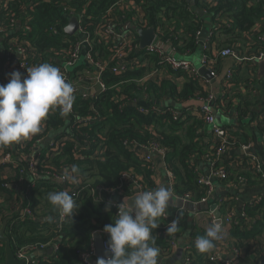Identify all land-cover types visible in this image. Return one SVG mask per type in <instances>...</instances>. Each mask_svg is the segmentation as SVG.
<instances>
[{
	"label": "trees",
	"instance_id": "16d2710c",
	"mask_svg": "<svg viewBox=\"0 0 264 264\" xmlns=\"http://www.w3.org/2000/svg\"><path fill=\"white\" fill-rule=\"evenodd\" d=\"M115 1L0 0V26L7 25L11 32L15 27L10 26L11 19L21 21L22 25L27 21L30 30L22 28L13 38L27 46L33 63L47 62L60 68L61 61L76 41L75 35L71 36L65 31L70 22L69 14L79 16L81 27L97 39L98 35L95 33L105 28L112 18L108 10ZM130 1L140 4L144 10V16L136 23V27H153L160 41L165 45L171 44L179 55L194 54L202 48V54L213 60L214 67L218 69L224 58L219 52L225 47L234 46L241 57L264 52V43L261 40V35L264 34V0ZM198 10L209 16V30L213 33L212 37L207 38L210 49H204L203 42L197 37V32L207 25L206 16H201ZM216 37L221 38L217 41ZM8 39L9 36L5 35L4 42ZM96 51L107 56V60L112 53L103 42H97ZM125 56L129 60L126 71H103L101 79L107 90L95 93L89 99L80 95L74 99L80 114L99 119L95 124L80 128L74 126L73 129L76 136H83L84 133L89 136V152H81L83 149L75 152L74 142L66 141L60 156L53 159V164L44 162V150L39 156L42 160L37 166L38 175H34L22 160L16 166L0 164V225L4 219H8L6 235L10 238L15 255L22 248L37 249L54 242L59 245L55 256L46 259L38 257V263L35 264H84L79 257L80 252L90 248L94 242L93 233H104V226L113 223L118 212L116 205L97 199L98 195L106 197L105 192L108 189L116 192L121 190L123 195H131L133 187L128 180L121 177L124 172L133 173L145 190H152L159 185L157 173L152 168L153 161L146 160L140 150L130 145L131 142L141 147H149L152 141H156L160 147L165 148L167 168L173 173V191L177 195L191 193L193 202L207 196V186L200 182L204 176L198 170V162L206 154L214 157L213 169L226 170L227 177L223 181L236 184L246 181L249 187L264 186V168L262 172L257 170V162L249 151V154H237L243 145L251 143L245 130V121L255 114L253 108L260 101L245 94L243 90L244 83L254 75L255 70H251L255 67L253 62H246L244 68L242 65L238 66L232 79L225 78L226 85L216 99L215 106L219 112L228 114L234 110L238 116V126H223L228 134L227 141L223 143L213 137L205 141L201 135L205 126V112L201 107L192 109L184 105L191 99H206L211 95L200 74L192 76L184 71H169L170 77L157 76L155 81L144 79L152 72L153 66L161 65L158 57L133 46L127 47ZM78 70L79 67L74 68L72 77L77 76ZM5 75L1 74L0 84L6 85L9 82ZM144 96L148 98V102H174L176 105L170 108L177 110L179 117L174 119L170 112L139 113L137 107L142 106L140 101ZM136 102L138 106L134 105ZM260 123L264 124V119ZM44 126L48 131L52 128L65 130L68 124L59 108H55L43 122L42 127ZM39 134L41 133L37 136ZM34 139H29L24 148L19 143H14L4 146L3 149L19 156L24 151H31L30 146ZM223 144L226 147L225 152L217 155V149ZM97 147L103 149L100 158L93 157ZM81 155L85 157L82 158ZM52 165L76 167L78 172L75 175L80 179L77 186H72L80 190L73 196L76 204L73 217H66L62 222L59 211L47 199L49 192L64 190L61 184L46 177L47 172L53 169ZM7 167L10 173L2 175L1 171ZM17 186L22 187L25 192L19 193ZM98 186L104 190L100 192ZM220 202L221 212H228V205L232 206V202L226 199ZM21 206L30 208L31 215L23 218L20 213ZM176 210L179 214L177 232L182 235L189 229V221L185 208ZM244 213L245 217L241 220L233 218L226 229L227 238L223 241L232 243L239 253V260L255 253V264H264V193L258 201L246 204ZM166 223L167 220L162 216L158 219L159 227L153 229L155 246L160 249L159 264H167L175 253L170 244L171 238L164 234ZM205 233L206 229L202 227L190 229V237L186 242L190 249L185 252L182 264H228L220 259H211V255L223 246V242L215 241L214 248L206 253L195 248V239ZM103 237L106 241L109 240L108 234H103ZM5 254L4 244L0 242V264H6Z\"/></svg>",
	"mask_w": 264,
	"mask_h": 264
},
{
	"label": "built area",
	"instance_id": "2783aa9c",
	"mask_svg": "<svg viewBox=\"0 0 264 264\" xmlns=\"http://www.w3.org/2000/svg\"><path fill=\"white\" fill-rule=\"evenodd\" d=\"M204 12V11H203ZM108 13L112 14V18L109 19L108 24L105 28L100 30L99 32L95 33L98 35V38L95 39L91 36L89 32L84 30L81 27V19L79 16L75 15L74 13L69 14V18L76 17L79 20V28L71 34V36H76V41L73 44V46L69 49L68 55L63 58L61 61L60 70L64 73L66 77V81L71 83L75 89L74 96L77 95L82 96L83 98H91L92 95L98 92H104L107 90V86L101 79V75L104 70L109 69L113 73H123L129 68V60L125 56V51L127 50V47L133 46L135 49H142L140 47V42L135 44L136 38L138 34L136 33V30L138 27L132 29L131 24L137 23L138 21L142 20L144 16V10L143 7L130 0H116L115 4L111 6L108 10ZM205 13V12H204ZM18 20L11 19L9 22L10 26H14L18 23ZM21 22V21H20ZM21 29L24 30H30V26L28 25L27 21L21 24ZM136 26V25H135ZM7 25L0 26V41L2 42V45L4 49L7 50L4 52V54L1 56L3 57L5 55V59L2 62L1 61V74L5 73L6 79L9 80V73L19 70L20 72L24 73V75H27V68L32 67L34 65H38L33 63V61L30 59V50L22 43L17 42L16 38H9L8 41L5 43V35L8 36L10 33V29H7ZM15 28V27H14ZM20 29V30H21ZM13 31V30H12ZM19 30H17L18 32ZM5 34V35H4ZM202 31L197 32V37L199 40L201 39ZM213 36V33L209 30L207 33V36L205 37V40L203 41V48L204 49H210V43L209 38ZM208 38V39H207ZM208 40V41H207ZM216 40H220V37H216ZM261 40L264 43V34L261 35ZM96 41V42H95ZM207 41V42H206ZM97 42H103L108 48L111 50V55L109 56V60L104 58L99 52L96 51ZM163 44L158 35L156 36L155 41L148 47L143 48L144 50H147L150 53L155 54L158 59L160 60L159 66L155 65L153 66L152 72H150L144 79H153V77H170L169 71H173L174 73H180L183 71L187 74H191L192 76H198L199 68L195 67L191 61L183 58L178 57L176 55H173L169 53L166 49L162 47L161 44ZM171 45V44H169ZM219 55L226 58V57H236L238 61L242 63L246 62H253L262 60L264 58V52H261L257 55H253L251 57H239L237 50L234 46L232 47H225L220 52ZM255 60V61H254ZM134 61V60H131ZM201 63L205 67H213V60L209 59L204 54L201 55L200 58ZM110 62H113V65H110ZM79 67V70L77 73V76L72 77V71L74 68ZM211 73L215 76V72L211 71ZM228 79H231L233 77V74L229 71L226 75ZM124 96H122V99ZM144 99H148L146 96H144ZM214 99V95H209L208 98L203 99L200 98V100L203 102V111L205 112V122L212 125L213 128V134L216 139V141H221L225 143L227 141V131L223 129V126H221L217 120L216 116L212 111L211 107V101ZM147 102V103H146ZM144 106H138L137 102L134 104L135 106H138L139 113L142 114H148L150 112H156L157 114H164L166 112H170L174 119L179 117V112L173 108L170 107H161L160 105H157L156 103H148L146 101ZM58 109V107H57ZM60 110V109H59ZM65 119L66 123L68 124V127L65 130H56L50 129L49 131H55L56 133L54 139L52 138L46 145V148L42 150H45V154L43 159L45 163H53V159L56 156H60L62 150L64 149V142L71 141L74 142V151L77 152L80 149H83L81 152H89L91 149H89V146L91 142H87V138L89 136L84 133L83 136L77 135L74 133L73 129L74 126L77 127H83L95 124L99 121V119L93 118L91 115L83 116L77 111V108L75 107L74 101L71 106L70 111L66 115H62ZM71 129V130H69ZM49 131L47 130L46 126L42 127L41 134L44 136V134H48ZM67 131V132H66ZM66 132V133H65ZM35 137V136H34ZM76 138V140L74 139ZM42 137L38 139V143L41 142ZM21 148H24L27 143V141H21L18 142ZM130 145H133L135 149L140 150L144 154V158L148 161H153V156L158 153L164 156L165 160V167L164 172L169 178V185L171 186L173 190L174 186V180H173V173L167 168V150L165 148H162L159 146L158 142L152 141L149 144V147H141L140 145L131 142ZM4 146H0L1 148ZM250 145H243L241 148H243L244 151L248 152ZM225 144L221 145L217 149V155H221L225 152ZM31 150V149H30ZM40 150V148H37V150L33 149L30 152H22L19 156L13 155L11 151H5L1 152L0 158L3 159V163L6 164H12L14 166L18 165L20 161L26 163V166L33 172L34 175H38V164L41 162L42 158L39 157L43 154L44 151ZM102 148H96V150L93 153V157L100 158ZM249 154V153H247ZM207 157L210 161L214 163V157L210 156L209 154L204 155ZM253 156V155H252ZM80 157L84 158L85 156L81 155ZM255 161L257 162L256 168L258 171L262 172V165L260 164L257 157L253 156ZM151 161V162H152ZM54 164V163H53ZM53 169L51 171H48L46 174V177L49 179H52L56 183H59L63 186V189L69 188L70 193L74 196L77 192L80 190L77 188H72V186H77L78 184L74 185H67L66 182L63 180V172L65 169L71 170L72 167H66V166H56L52 165ZM152 168L156 171V165L153 161ZM157 172V171H156ZM77 176V175H76ZM79 178V176H77ZM123 179H126L130 182L131 186L133 187V192L129 196H133L136 194L137 191H147L143 188V185L139 182V180L133 175V173L124 172L121 176ZM226 178L227 172L224 168H220L218 170H215L212 168L211 175L209 177H202L200 182L204 183L207 186V196L201 198V200L198 201H192L191 200V193H187L184 195H177L174 193V197L177 200H183L184 202L188 203H201L206 202L209 200L210 196L213 193V178ZM80 180V179H79ZM99 191H103V187L98 186ZM99 192V193H100ZM106 197L99 196L97 199H100L102 201H107L108 203H112L114 205H117L119 202H121L124 197L127 195H123L122 191L119 190L116 192L115 190L108 189L105 192ZM261 198L258 197L255 199L258 201ZM173 206V205H172ZM170 207L166 210L165 215L163 216L167 223L164 227V234L171 238L170 244L172 249L175 251L179 248H181L184 252L188 251L190 249L189 245H185L184 248L182 245L178 242V232L175 233H168L167 227L172 223V221H176L177 224L179 222V214L178 210H174L175 208ZM21 216H27L31 215V210L28 207H22L21 206ZM182 209V208H181ZM59 214V219L62 221L65 220L66 217H63ZM234 214L231 212L229 214H226L221 217V226H222V232L220 235L219 242H223V240L227 237V227L230 226ZM214 221H216V217L213 218ZM213 221V222H214ZM1 226V225H0ZM61 226V223H60ZM102 233V232H100ZM102 234H108L106 232ZM109 235V234H108ZM107 242L104 238V248H107ZM50 248H53V254L51 257L55 256L56 251L59 248V245L57 243L51 242L49 245H42L39 248L35 249L34 247H25L20 249L16 256L18 259H24L25 264H35L38 263L37 259H31L29 256L33 254L35 251H44L49 250ZM233 254L235 258L239 257V253L236 248H233ZM110 255V253L108 254ZM183 255V254H182ZM80 259L84 264H95V261L97 260L96 256V248L94 245V242H92L89 249L80 252L79 255ZM47 258V257H45ZM107 258V256L105 257ZM211 259H220L228 264H232L233 260H226L218 256L216 253L211 255ZM183 263V256L181 259V263Z\"/></svg>",
	"mask_w": 264,
	"mask_h": 264
},
{
	"label": "clouds",
	"instance_id": "9594fccd",
	"mask_svg": "<svg viewBox=\"0 0 264 264\" xmlns=\"http://www.w3.org/2000/svg\"><path fill=\"white\" fill-rule=\"evenodd\" d=\"M9 82L0 84V146L27 141L42 130L50 111L60 109L66 115L75 99L73 85L66 81L57 66L44 62L27 68V75L19 70L8 74ZM76 167L65 169L63 180L67 185L79 184ZM170 185H158L147 191H137L126 196L116 207L113 223L104 226L109 234L106 254L96 264H159L160 249L155 246L153 229L159 227L158 219L165 215L170 204L175 203ZM50 204L63 217H73L76 204L70 189L51 191ZM111 210V205L108 206ZM177 231V222L167 227L168 233ZM222 226L215 221L203 236L195 239V248L206 253L220 239Z\"/></svg>",
	"mask_w": 264,
	"mask_h": 264
},
{
	"label": "crops",
	"instance_id": "0c3cea01",
	"mask_svg": "<svg viewBox=\"0 0 264 264\" xmlns=\"http://www.w3.org/2000/svg\"><path fill=\"white\" fill-rule=\"evenodd\" d=\"M205 16H208L207 13H205ZM209 18V16H208ZM135 23L131 24V28L134 29L136 28ZM21 23L18 22L15 25V28L13 29V31H11L8 36L9 38H13L14 34L17 32V30L21 29ZM206 28H208L209 31V25L207 23ZM139 29V28H138ZM145 29V28H144ZM208 33V32H207ZM139 37V36H138ZM221 38V37H220ZM201 41V39H200ZM203 41H201L202 43ZM136 44V41H135ZM172 51L175 52V50L173 48H171ZM0 52L3 55L4 52H6L7 54V50L4 49L3 45L0 44ZM170 53V52H169ZM173 55H176L178 57H183L189 61H191V63L199 68V73H200V68L204 67L206 71H214L215 72V76L213 81L209 80L204 74L200 73V75L202 76V78L204 79L205 84L208 86L207 88L210 90L211 94H213L215 96L216 92H215V88L218 89V93H219V97L221 95L222 89L224 88L225 84V78L227 73L230 71L232 74H234L236 68L240 65H242L241 67L244 68L246 67V63H242L240 61L237 60L236 57H226L223 58L222 61H220L219 65H218V69H216V66L211 68V67H205L201 61V55H202V48H200L196 53L194 54H188V55H179L177 52H175ZM239 57H241V55L238 53ZM104 58H106L107 56L102 55ZM3 58H5V55L2 57L0 56V70H1V61L3 60ZM255 61V60H254ZM3 62V61H2ZM257 62V61H255ZM259 62V61H258ZM255 65L254 68H251V70H255L254 71V75H251L250 80L247 81V83H244L245 86L243 85V90L245 94H250V96L252 98H254L255 100L260 99V101L258 103H256V105L254 106V111L255 114L251 115L246 121V127L245 130L247 132V134L249 135L250 141L251 143L249 144V152L258 158L260 164L262 165V167L264 168V128H261L262 126H264V124H261L260 122L262 121V119H264V77H260L258 70L260 69V66L256 65L255 63H253ZM248 67L250 68V65L247 64ZM252 67V66H251ZM0 77H1V72H0ZM157 77H153V81H155L154 79H156ZM233 78V77H232ZM231 78V79H232ZM228 79V78H227ZM214 83L216 84V86L214 85ZM147 100L142 99L140 102L143 105L145 104ZM147 103V102H146ZM148 103H156L157 105H160L161 107H172L175 106L176 104L170 100L168 101H150ZM216 103V102H215ZM184 105L191 107L192 109L197 108V107H203V102L200 100V98L198 100H194L191 99L187 102L184 103ZM216 108V106H215ZM217 109V108H216ZM217 115L216 116V120L217 122L224 127H236L238 126V116L236 114V112L233 110L228 114H223L221 112H219L217 110ZM47 120V118H46ZM56 131V130H55ZM55 131H49L48 134H44V136H42V134H39L38 136L36 135L34 138V141L32 142L30 149L31 151L33 149L37 150V148H40V150H42L45 146L46 148V144L56 135V133H54ZM201 135L203 137V139L205 141H209L211 140V138L213 137L214 140V134H213V128L211 124H208L205 122V126L204 128L201 130ZM42 137L41 142L38 143V139ZM3 147L1 148L0 154L1 152H3ZM44 151V150H42ZM233 154H236L232 151ZM248 152L244 151L243 148H240V150L237 151L238 155H244ZM153 161L156 165L157 168V180L159 185L164 184V185H169V178L167 177V175L164 172V167H165V158L164 156H162L161 154L159 155L158 153H156L153 157ZM3 159L0 158V164L3 163L2 162ZM212 165L213 162L210 161L207 157L203 156L201 158V160L198 162V170L202 172L204 177H207V175H211V170H212ZM10 173L9 168H5L4 170L1 171L2 175H7ZM213 182V193L210 196V199H214L217 203H218V207L220 208L221 205V200L226 199L229 202H232V206L228 205V212L223 213L221 212L222 210H220L221 215L222 214H229V212H232L234 214V216L241 220L243 217H245V206L246 204L254 201L255 199H257L258 197L262 196V194L264 193V186H260V187H249L247 185L246 181L241 182L240 184H236L232 181H223V178H213L212 179ZM9 186H12L11 184ZM18 189H20L18 192L19 193H24L25 190L22 187L17 186ZM16 188V186H15ZM190 204H197V203H190ZM171 206L174 204H170ZM170 207V206H169ZM174 207V206H172ZM175 208V207H174ZM177 208H175L174 210H176ZM186 209V208H185ZM21 213V212H20ZM186 214H187V219L189 221V229L184 232L182 235H179L178 237V242L180 245L184 246L188 245V243H186L188 241V238L190 237L189 231L191 228L193 227H202L207 229L208 227L211 226V224L213 223V218L214 213L210 210L208 211H202V212H194L191 209H186ZM224 216V215H222ZM228 228V227H227ZM227 238V237H226ZM225 238V239H226ZM223 246L219 248V250L217 251V255L220 256L223 259L227 260V256L232 254L233 255V248L234 246L232 245V243L230 241H223ZM44 251H48V250H44ZM176 251L174 253L173 259L170 260L169 262H167V264H180L181 262V258L176 257ZM185 251V250H184ZM183 251V259H184V254L185 252ZM38 251L34 252V257L31 259H37L38 257H51L52 254H39ZM46 259V258H45ZM159 259V258H158ZM255 259H256V254H252L251 256H249L248 258H243L242 260H239V258H234V262L233 264H255Z\"/></svg>",
	"mask_w": 264,
	"mask_h": 264
},
{
	"label": "water",
	"instance_id": "95a60500",
	"mask_svg": "<svg viewBox=\"0 0 264 264\" xmlns=\"http://www.w3.org/2000/svg\"><path fill=\"white\" fill-rule=\"evenodd\" d=\"M201 16H205V13L202 10L197 11ZM207 23H209V18L208 16L205 17ZM79 28V20L76 17L71 18L68 26L65 28V31L69 33L70 35L73 34L77 29ZM208 28H204L202 30L201 34V41L205 40V37L207 36ZM136 33L139 36V42H140V47L146 48L150 46L156 39V32L153 27H148V28H139L136 30ZM161 44V43H160ZM164 49H166L168 52L171 54H174L175 52L171 50V45H165L161 44ZM256 65L260 66V69L258 70V73L260 77H264V58L262 60H259V62H255ZM200 73L204 74L209 80L213 81L214 76L212 75L211 72L206 71L204 67L200 68ZM216 86V84L214 83ZM215 96L214 99L211 101V107L212 111L214 114L217 113V109L215 108V102L216 99L219 97L218 89L215 88ZM209 177V175H207ZM135 195V194H134ZM130 197V196H129ZM175 203H173L175 208H186V209H191L194 212H202V211H212L214 213V216L216 217V223H221V212L220 208L218 207V203L214 199H210L206 202H201L197 204H190L188 202H184L183 200H177L175 199ZM23 214V213H21ZM8 219H4L1 226H0V242L4 244L5 248V263L6 264H25L24 259H18L15 255V253L12 250L11 243H10V238L6 235V226H7ZM93 238H94V245L96 248V256L97 259L99 257H106L108 254H106V249L104 248V237L103 234L100 232H94L93 233ZM53 248H50L48 251H39L38 253L41 254H52L53 253ZM182 254L183 250L181 248L177 249L176 251V257L182 259ZM34 254L30 255L29 258H33ZM234 254H230L227 256L228 260H233L234 261ZM97 261V260H96ZM95 261V264H96Z\"/></svg>",
	"mask_w": 264,
	"mask_h": 264
},
{
	"label": "rangeland",
	"instance_id": "374dc122",
	"mask_svg": "<svg viewBox=\"0 0 264 264\" xmlns=\"http://www.w3.org/2000/svg\"><path fill=\"white\" fill-rule=\"evenodd\" d=\"M34 254V253H33ZM32 255V254H31Z\"/></svg>",
	"mask_w": 264,
	"mask_h": 264
}]
</instances>
